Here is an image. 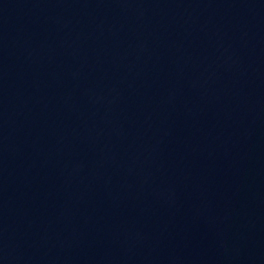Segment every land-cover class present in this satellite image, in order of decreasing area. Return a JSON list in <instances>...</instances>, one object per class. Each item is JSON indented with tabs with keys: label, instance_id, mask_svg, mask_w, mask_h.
I'll list each match as a JSON object with an SVG mask.
<instances>
[{
	"label": "water",
	"instance_id": "obj_1",
	"mask_svg": "<svg viewBox=\"0 0 264 264\" xmlns=\"http://www.w3.org/2000/svg\"><path fill=\"white\" fill-rule=\"evenodd\" d=\"M248 264H264V0H0Z\"/></svg>",
	"mask_w": 264,
	"mask_h": 264
}]
</instances>
